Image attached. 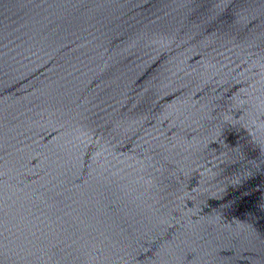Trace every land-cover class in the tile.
I'll use <instances>...</instances> for the list:
<instances>
[{
  "label": "water",
  "instance_id": "1",
  "mask_svg": "<svg viewBox=\"0 0 264 264\" xmlns=\"http://www.w3.org/2000/svg\"><path fill=\"white\" fill-rule=\"evenodd\" d=\"M0 264H264V0H0Z\"/></svg>",
  "mask_w": 264,
  "mask_h": 264
}]
</instances>
